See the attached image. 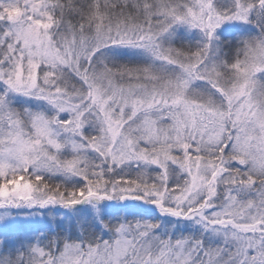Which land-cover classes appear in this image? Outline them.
<instances>
[{"label":"snow or ice","instance_id":"1","mask_svg":"<svg viewBox=\"0 0 264 264\" xmlns=\"http://www.w3.org/2000/svg\"><path fill=\"white\" fill-rule=\"evenodd\" d=\"M0 264H264V0H0Z\"/></svg>","mask_w":264,"mask_h":264}]
</instances>
